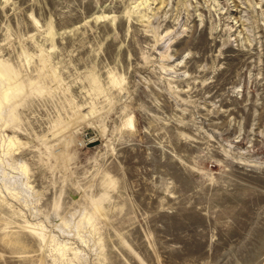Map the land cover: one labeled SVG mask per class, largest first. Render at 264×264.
Returning a JSON list of instances; mask_svg holds the SVG:
<instances>
[{
    "label": "rangeland",
    "instance_id": "374dc122",
    "mask_svg": "<svg viewBox=\"0 0 264 264\" xmlns=\"http://www.w3.org/2000/svg\"><path fill=\"white\" fill-rule=\"evenodd\" d=\"M0 71V264H264V0H0Z\"/></svg>",
    "mask_w": 264,
    "mask_h": 264
},
{
    "label": "bare ground",
    "instance_id": "6f19581e",
    "mask_svg": "<svg viewBox=\"0 0 264 264\" xmlns=\"http://www.w3.org/2000/svg\"><path fill=\"white\" fill-rule=\"evenodd\" d=\"M1 72V71H0ZM6 92V91H5Z\"/></svg>",
    "mask_w": 264,
    "mask_h": 264
}]
</instances>
